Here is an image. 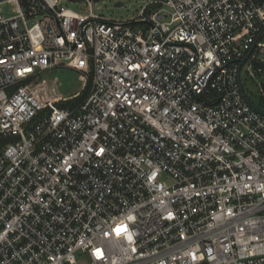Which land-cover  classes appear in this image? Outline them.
Segmentation results:
<instances>
[{
	"label": "built area",
	"instance_id": "built-area-1",
	"mask_svg": "<svg viewBox=\"0 0 264 264\" xmlns=\"http://www.w3.org/2000/svg\"><path fill=\"white\" fill-rule=\"evenodd\" d=\"M77 1L0 0V264H264V0Z\"/></svg>",
	"mask_w": 264,
	"mask_h": 264
},
{
	"label": "rangeland",
	"instance_id": "rangeland-1",
	"mask_svg": "<svg viewBox=\"0 0 264 264\" xmlns=\"http://www.w3.org/2000/svg\"><path fill=\"white\" fill-rule=\"evenodd\" d=\"M83 1L84 0L68 3V5L76 12L86 13L88 12L89 6ZM117 1L122 2V4L120 6L116 5ZM147 1L148 0H96L93 7L97 14H103L113 18H125L136 15L140 7ZM82 7L84 8L83 10L81 9ZM251 67L250 65L248 69ZM241 75L243 81H245V83H243L252 103L258 108L264 109V88L261 86L259 76L255 73L247 75L245 68L242 70ZM44 78L47 80H54L57 90L65 99H73L80 96L85 91L86 87H88L89 91L91 81L90 76L87 78L76 70L61 66L51 70V72L45 73ZM75 94L77 95L75 96Z\"/></svg>",
	"mask_w": 264,
	"mask_h": 264
},
{
	"label": "water",
	"instance_id": "water-1",
	"mask_svg": "<svg viewBox=\"0 0 264 264\" xmlns=\"http://www.w3.org/2000/svg\"><path fill=\"white\" fill-rule=\"evenodd\" d=\"M121 4H122V2H120V1H117V2H116V5H118V6H120ZM245 59H246V58L241 59V60H240V64H243V63L245 62ZM249 103H250V101H249ZM250 104H251V106L253 107V109H255L256 111H258V112H260V113H262V114H264V111L260 110L259 108H257L256 106H254L252 103H250Z\"/></svg>",
	"mask_w": 264,
	"mask_h": 264
},
{
	"label": "trees",
	"instance_id": "trees-1",
	"mask_svg": "<svg viewBox=\"0 0 264 264\" xmlns=\"http://www.w3.org/2000/svg\"><path fill=\"white\" fill-rule=\"evenodd\" d=\"M87 92H88V87H86L85 91L78 97V100L83 99L87 95Z\"/></svg>",
	"mask_w": 264,
	"mask_h": 264
}]
</instances>
